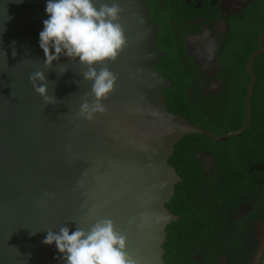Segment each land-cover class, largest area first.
<instances>
[{
  "label": "water",
  "instance_id": "water-1",
  "mask_svg": "<svg viewBox=\"0 0 264 264\" xmlns=\"http://www.w3.org/2000/svg\"><path fill=\"white\" fill-rule=\"evenodd\" d=\"M118 2L127 44L108 63L117 82L103 102L106 111L88 122L79 115L92 102L91 84L81 76L86 69L66 57L44 67L39 33L46 0H0V264H63L55 246L42 243L46 230L87 229L99 219L114 222L136 264H166L167 229L181 220L167 209L183 183L169 163L177 145L189 135L225 143L251 127L253 68L264 53V34L246 65L244 125L219 136L170 112L164 92L174 82L157 69L166 56L157 48L159 25L147 0ZM208 46L193 58L218 68L214 41ZM57 64L66 65L63 75ZM36 71L45 72L58 103L46 105L33 90L29 77ZM197 160L215 175L212 153Z\"/></svg>",
  "mask_w": 264,
  "mask_h": 264
},
{
  "label": "trees",
  "instance_id": "trees-1",
  "mask_svg": "<svg viewBox=\"0 0 264 264\" xmlns=\"http://www.w3.org/2000/svg\"><path fill=\"white\" fill-rule=\"evenodd\" d=\"M151 10L154 0H149ZM252 23L237 29L235 43L224 63L226 82L222 95L200 93L196 99V78L188 74L175 51H163L167 57L162 69L174 82L164 95L173 114L219 136L242 129L246 119V98L251 77L246 65L260 49L264 34V0L254 5ZM257 84L252 103V123L242 136L218 143L202 135H189L176 147L169 163L183 183L167 209L181 220L167 229L164 246L166 264H251L254 250L245 236L235 235L232 217L245 203L257 197V217L264 215V53L256 59ZM210 152L216 158L217 172L211 177L197 157ZM248 222H246L247 224ZM248 231V230H247ZM203 254L201 263L197 256ZM264 260V256L261 261Z\"/></svg>",
  "mask_w": 264,
  "mask_h": 264
},
{
  "label": "clouds",
  "instance_id": "clouds-1",
  "mask_svg": "<svg viewBox=\"0 0 264 264\" xmlns=\"http://www.w3.org/2000/svg\"><path fill=\"white\" fill-rule=\"evenodd\" d=\"M45 11L48 18L39 33L44 67L51 69L54 62L66 57L86 69L81 76L91 84L92 102L85 101L79 115L92 122L106 111L103 102L116 86L117 78L108 63L115 61L127 44L120 23L122 9L118 0H46ZM57 70L63 75L66 65L57 64ZM29 80L46 105L58 103L49 95L44 71H36ZM46 233L42 243L55 246L63 264H136L127 254L126 237L111 219L96 220L87 229L76 226L70 230L64 225Z\"/></svg>",
  "mask_w": 264,
  "mask_h": 264
},
{
  "label": "flooded vegetation",
  "instance_id": "flooded-vegetation-1",
  "mask_svg": "<svg viewBox=\"0 0 264 264\" xmlns=\"http://www.w3.org/2000/svg\"><path fill=\"white\" fill-rule=\"evenodd\" d=\"M257 1L154 0L151 10L150 2L147 0L151 16L160 28L157 48L165 55L163 51H175L187 73L196 78V90L192 92L194 99L200 93L217 98L222 95L227 78V68L223 60L227 58L231 46L235 43L234 35L237 29L254 21L253 8ZM204 37H207L209 42L214 41L217 47L218 68L200 64L193 58L194 51H210L209 42L200 47L199 39ZM166 57L167 55L157 65V69L162 72L164 71L160 68ZM256 199L257 197H254L245 203L232 217L235 222L233 228L235 235L238 237L246 235L249 247L254 250L251 264H254L257 256L261 259L264 256V215L256 220L258 214L256 207L259 202ZM202 255L199 254L197 257ZM228 260L229 257L224 255L221 263L227 264Z\"/></svg>",
  "mask_w": 264,
  "mask_h": 264
},
{
  "label": "rangeland",
  "instance_id": "rangeland-1",
  "mask_svg": "<svg viewBox=\"0 0 264 264\" xmlns=\"http://www.w3.org/2000/svg\"><path fill=\"white\" fill-rule=\"evenodd\" d=\"M261 258H260V256H257V258L255 259V262H254V264H261L260 263V260Z\"/></svg>",
  "mask_w": 264,
  "mask_h": 264
},
{
  "label": "crops",
  "instance_id": "crops-1",
  "mask_svg": "<svg viewBox=\"0 0 264 264\" xmlns=\"http://www.w3.org/2000/svg\"><path fill=\"white\" fill-rule=\"evenodd\" d=\"M261 264H264V260L263 261H260Z\"/></svg>",
  "mask_w": 264,
  "mask_h": 264
}]
</instances>
